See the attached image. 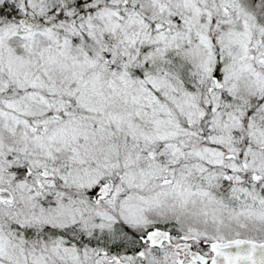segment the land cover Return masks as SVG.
Listing matches in <instances>:
<instances>
[{"label":"snow or ice","instance_id":"snow-or-ice-1","mask_svg":"<svg viewBox=\"0 0 264 264\" xmlns=\"http://www.w3.org/2000/svg\"><path fill=\"white\" fill-rule=\"evenodd\" d=\"M0 264H264V0H0Z\"/></svg>","mask_w":264,"mask_h":264}]
</instances>
